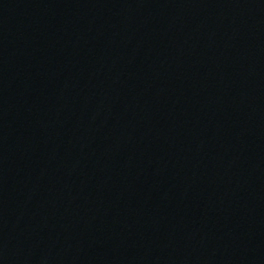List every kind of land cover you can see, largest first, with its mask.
I'll list each match as a JSON object with an SVG mask.
<instances>
[{"label": "water", "instance_id": "1", "mask_svg": "<svg viewBox=\"0 0 264 264\" xmlns=\"http://www.w3.org/2000/svg\"><path fill=\"white\" fill-rule=\"evenodd\" d=\"M0 264H264V0H0Z\"/></svg>", "mask_w": 264, "mask_h": 264}]
</instances>
